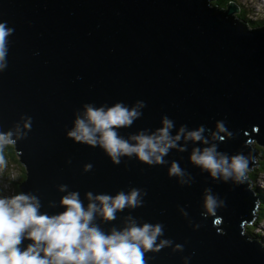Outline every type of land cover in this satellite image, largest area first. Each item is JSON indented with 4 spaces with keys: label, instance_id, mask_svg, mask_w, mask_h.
Masks as SVG:
<instances>
[{
    "label": "water",
    "instance_id": "water-1",
    "mask_svg": "<svg viewBox=\"0 0 264 264\" xmlns=\"http://www.w3.org/2000/svg\"><path fill=\"white\" fill-rule=\"evenodd\" d=\"M211 1L0 0V23L12 29L0 71V132L15 133L18 125L26 131L14 144L25 172L18 187L39 199L40 213L62 212L67 192H78L86 207V192L114 196L137 188L138 207L111 221L94 214L92 223L106 234L129 220L161 225L155 244L169 243L145 252V264H264V246L245 232L258 207L248 179H214L189 159L193 148L215 143L219 153L245 155L249 169L259 160L255 145L264 147V25L239 22L235 1L225 8ZM141 100V115L117 129L119 136L151 133L167 116L170 136L181 126H203L208 144L182 134L165 163L122 156L113 164L98 146L66 136L86 103ZM217 121L231 135L212 140ZM174 161L183 175H168ZM206 195L216 201L214 215Z\"/></svg>",
    "mask_w": 264,
    "mask_h": 264
},
{
    "label": "clouds",
    "instance_id": "clouds-1",
    "mask_svg": "<svg viewBox=\"0 0 264 264\" xmlns=\"http://www.w3.org/2000/svg\"><path fill=\"white\" fill-rule=\"evenodd\" d=\"M11 32V28L0 23V71H3L6 64V37ZM143 107L142 100L136 101L132 106L120 101L111 106L86 103L82 113L75 115L66 136L74 143L98 146L113 164H119L122 156H135L138 161L148 165L165 163L164 156L169 149L177 147L176 142L181 139L182 134L186 141L208 144V139L203 136V126L191 131H185V127L181 126L175 136H170L173 122L167 116H162L161 127L151 133L141 130L129 139L119 136L117 129L131 126L141 115L139 109ZM30 121V117L25 119V130L30 129ZM220 133H226V128L222 121H217L216 131L211 133V139L216 140ZM23 135H26V131L21 132L19 125L15 133L12 130L0 132V152L6 145L16 144V140ZM216 148L215 143L203 149L193 148L189 159L214 179L219 176L224 181L231 178L237 183H243L246 177L249 181L246 173L248 158L240 153L229 157L217 152ZM179 150L184 149L181 147ZM258 150L260 159H263L264 148ZM2 164L3 156H0V165ZM90 168V164L84 166L85 171ZM168 175H183L175 161L171 163ZM256 186L262 192L261 187ZM59 190L64 192L66 185L59 186ZM85 197L89 201L86 207L82 206L78 192H67L60 198V205L64 210L49 216L39 212L40 201L34 195L24 192L0 195V264H145V252L158 251L169 243L162 240L155 244L157 236L161 235L159 224L137 225L135 221L129 220L124 228L112 229L106 234L92 223L94 214L111 221L117 211L125 207H138L141 204L140 189L132 188L127 193L118 191L114 196L104 193L94 196L91 192H86ZM257 203L259 205L258 200ZM215 205V199L206 195L204 206L208 214L214 215ZM254 218L245 229L256 223ZM24 240L30 243L21 248Z\"/></svg>",
    "mask_w": 264,
    "mask_h": 264
},
{
    "label": "trees",
    "instance_id": "trees-1",
    "mask_svg": "<svg viewBox=\"0 0 264 264\" xmlns=\"http://www.w3.org/2000/svg\"><path fill=\"white\" fill-rule=\"evenodd\" d=\"M228 1H231V0H213L211 1V4L216 7L223 8V7H226V3ZM236 17L239 20V22L243 23L244 25H247L248 27H258V26L264 25V17L253 20L248 17V14L246 12L244 14L243 12H239L236 15ZM0 156H3V164L5 166V169H8V167L13 166V165L19 168V173H17L19 174V176L17 177L18 179L14 182V185L12 186L10 185L12 194L14 195L17 192H20L18 183L25 178L24 167L19 161V157H18V154H17V151L14 145H6L3 151L0 152ZM263 157H264V151H263ZM256 171L264 172V158L258 160ZM3 175L4 173L1 174V178ZM247 176L249 178V181L251 180L250 181L251 187L253 188V191L257 195V200L259 201V205H258L259 211L256 212L257 214H256V217L254 218V221L263 220L264 219V194L260 190L258 191L257 186L255 185L256 173H254V175H250V173L248 172ZM12 181L13 180H11L10 184L12 183ZM245 231H247L248 234L253 236L252 238H255V237L258 238L260 236L259 233H255L254 231H251L250 227L246 228Z\"/></svg>",
    "mask_w": 264,
    "mask_h": 264
},
{
    "label": "rangeland",
    "instance_id": "rangeland-1",
    "mask_svg": "<svg viewBox=\"0 0 264 264\" xmlns=\"http://www.w3.org/2000/svg\"><path fill=\"white\" fill-rule=\"evenodd\" d=\"M235 2L240 7L239 12H243V14L246 12L250 19L256 20L258 18L264 17V0H235ZM255 146L257 149L264 148L261 145ZM256 169L257 165L251 167L250 169H247L246 173L249 172L250 175H254V173L257 174V177L255 176L256 185H259V187H261V190L264 194V173L256 171ZM2 173H4V175L1 178ZM17 173H19V168H17L15 165L8 167V169H5L4 164L0 165V195H13L10 185H14V182L18 179L17 177L19 176V174ZM11 180L13 181L10 184ZM257 189L259 191L258 186ZM250 230L260 234L257 240L262 245H264V219L257 220L256 223H253V226H250Z\"/></svg>",
    "mask_w": 264,
    "mask_h": 264
}]
</instances>
